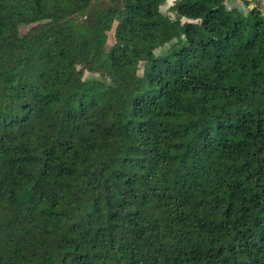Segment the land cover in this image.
Listing matches in <instances>:
<instances>
[{
	"label": "trees",
	"instance_id": "16d2710c",
	"mask_svg": "<svg viewBox=\"0 0 264 264\" xmlns=\"http://www.w3.org/2000/svg\"><path fill=\"white\" fill-rule=\"evenodd\" d=\"M164 2L0 0V264H264V14Z\"/></svg>",
	"mask_w": 264,
	"mask_h": 264
},
{
	"label": "rangeland",
	"instance_id": "374dc122",
	"mask_svg": "<svg viewBox=\"0 0 264 264\" xmlns=\"http://www.w3.org/2000/svg\"><path fill=\"white\" fill-rule=\"evenodd\" d=\"M175 0H165V2L162 4L161 6V10L164 13H170V8L172 7V5L174 4ZM248 2V3H246ZM226 7H239L242 9H246V8H252L254 6L259 7L262 12L264 13V0H226L225 3ZM27 29V27L23 28V31H25ZM110 38H109V44H112L114 41V31H110ZM164 48H158L157 52H160L161 50H163ZM142 69H140V72ZM90 75V73L86 72L85 76L88 77Z\"/></svg>",
	"mask_w": 264,
	"mask_h": 264
},
{
	"label": "crops",
	"instance_id": "0c3cea01",
	"mask_svg": "<svg viewBox=\"0 0 264 264\" xmlns=\"http://www.w3.org/2000/svg\"><path fill=\"white\" fill-rule=\"evenodd\" d=\"M264 14V13H263Z\"/></svg>",
	"mask_w": 264,
	"mask_h": 264
}]
</instances>
